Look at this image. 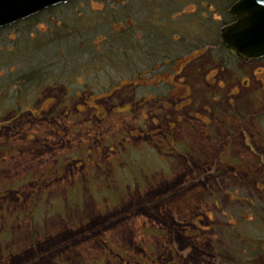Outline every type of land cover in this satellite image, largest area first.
Here are the masks:
<instances>
[{
	"label": "rangeland",
	"instance_id": "obj_1",
	"mask_svg": "<svg viewBox=\"0 0 264 264\" xmlns=\"http://www.w3.org/2000/svg\"><path fill=\"white\" fill-rule=\"evenodd\" d=\"M122 1L0 31V264H264V56L213 44L234 0Z\"/></svg>",
	"mask_w": 264,
	"mask_h": 264
},
{
	"label": "water",
	"instance_id": "obj_2",
	"mask_svg": "<svg viewBox=\"0 0 264 264\" xmlns=\"http://www.w3.org/2000/svg\"><path fill=\"white\" fill-rule=\"evenodd\" d=\"M67 0H0V27ZM233 19L220 28L221 40L237 58L264 56V0H234Z\"/></svg>",
	"mask_w": 264,
	"mask_h": 264
},
{
	"label": "trees",
	"instance_id": "obj_3",
	"mask_svg": "<svg viewBox=\"0 0 264 264\" xmlns=\"http://www.w3.org/2000/svg\"><path fill=\"white\" fill-rule=\"evenodd\" d=\"M75 0H67V1H64V2H61V3H58V4H55V5H52V6H49V7H46V8H44V9H41V10H39L38 12H35V13H33V14H30V15H28L27 17H24V18H22V19H19V20H17V21H15V22H13V23H10V24H8V25H4V26H1L0 27V31L1 30H3V29H6V28H9V27H19L20 25H24V24H29L28 26H33V30L34 31H36L37 32V30L34 28V23H35V21H36V19H38L41 15H43L45 12H47V11H50V12H53L54 14H56V11L57 10H64L65 8H67V7H69L70 5H71V3H73ZM136 2L137 1H140V0H135ZM231 1V0H230ZM115 3H117L118 4V7H119V9H121L122 10V5L124 4V2L122 1V0H115ZM123 6H125V5H123ZM112 7V4H109V8H111ZM57 17V16H56ZM83 19V18H82ZM231 19H232V17H231ZM145 22H147L146 20L144 21V27H149V25L147 24V23H145ZM227 22H228V20H227ZM95 23V22H94ZM226 23V22H225ZM53 25V24H52ZM97 25H98V23H96V24H94V25H92V26H94V27H92V28H94V29H96V27H97ZM54 27H52L51 29H50V31H53V34L52 35H50V37H46V39H49V43L52 41V43H53V45H56L55 47H61L62 45L65 47V48H63V49H67L68 48V50H72L73 49V51H78V50H85L86 49V47H88V44H90L91 43V38L90 39H88L89 37H84L85 39V41H72V39H70V38H68L67 39V41H62L61 43H59V42H57L56 40H57V34H56V32H57V30H60V28H64V27H62V26H60V25H53ZM87 28V27H86ZM31 31V28H29L28 27V29L26 30V33L25 32H21V35L23 34V36L24 35H27V38L28 39H30L28 36H29V34H27L28 32H30ZM80 32H82V31H84L85 32V28L83 29V30H79ZM127 33H129V32H127ZM126 32L123 34L124 36L126 35H128ZM119 34H121V33H119ZM93 36V35H92ZM219 36H220V34L217 36V40H218V42L217 41H214L213 42V44L215 45V46H217V44L219 45V50L221 51V52H223L224 54H229V56L231 55V56H234L229 50H227V48H226V46L224 45V43H222V41H220V38H219ZM80 37V36H79ZM80 38H82V37H80ZM36 40V39H35ZM63 43V44H62ZM70 46H72V47H70ZM58 49V48H57ZM123 49V48H122ZM73 51H71V52H73ZM71 52H69V53H71ZM222 57H223V62L225 63L227 60H226V55H223L222 54ZM236 57V56H235ZM260 58V57H259ZM238 59V58H237ZM134 72V74H136V72H137V70H134L133 71Z\"/></svg>",
	"mask_w": 264,
	"mask_h": 264
},
{
	"label": "flooded vegetation",
	"instance_id": "obj_4",
	"mask_svg": "<svg viewBox=\"0 0 264 264\" xmlns=\"http://www.w3.org/2000/svg\"><path fill=\"white\" fill-rule=\"evenodd\" d=\"M99 193H100L101 195L104 194L103 192H99ZM94 194H95V196L98 195L97 192H94V193L92 194L93 197H94ZM96 197H97V199L100 198L99 195L96 196ZM99 210H101V208H99ZM119 213H120L119 211H116V217H117V215H118ZM120 217H121V216L117 217L116 219H117V220L119 219V221H120V219H121ZM104 220H105V219L103 218V221H104ZM113 220H114V219H113Z\"/></svg>",
	"mask_w": 264,
	"mask_h": 264
}]
</instances>
